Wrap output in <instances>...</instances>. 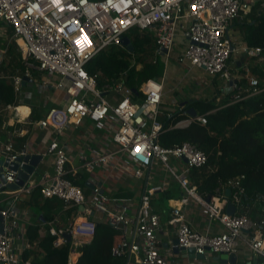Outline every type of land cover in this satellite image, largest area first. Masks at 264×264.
I'll list each match as a JSON object with an SVG mask.
<instances>
[{
	"label": "built area",
	"instance_id": "built-area-1",
	"mask_svg": "<svg viewBox=\"0 0 264 264\" xmlns=\"http://www.w3.org/2000/svg\"><path fill=\"white\" fill-rule=\"evenodd\" d=\"M249 5L248 0H0L2 31L11 30L0 45V64L6 59L10 44L14 43L25 66L23 75L11 76L16 95L20 92L23 76L32 78V70L42 75L38 83L53 89L63 87L67 95L64 107L49 109L44 118L33 123L53 131L46 148L35 153L52 157L51 170L33 179L35 169L17 189L7 186L15 181L24 163L17 158L33 153L26 149L25 141L16 148L11 139L21 128L9 132L7 140L0 134V169L3 172V179L0 178V264H29V260L22 257V250L28 243H15L21 218L16 203L29 199L35 188H39L44 198L61 199L63 210L71 209L66 222L54 216L45 224L46 232L53 237V247L69 242V264L76 262L80 247L85 243L78 237L92 238L100 221L118 231L119 240L111 253L122 258L124 264H200L201 258L176 259L178 254L173 253L171 244L174 237L177 247L193 248L194 254L202 257H206L207 252L236 254L242 246L252 258L250 264H264V197L255 196L257 214L250 216L246 210L238 209V205L243 204L244 187L238 178H229L218 180L217 187L206 200L186 177L190 168L206 163V154L188 141L170 147L158 142L163 131L158 115L166 92L162 82L146 80L135 88L137 94H134L133 88L125 82L127 69L98 85L100 72L91 74L85 68L86 63L108 45L126 48L120 43L121 37L133 28L151 31V62L154 63L158 55L168 60L180 30L184 44L177 62L187 71L198 68L211 76L229 77L234 80L230 90L235 89L237 80L229 70L235 48L228 27L241 11L249 9ZM244 50L251 57L261 51V47H245ZM134 64L133 55L131 66ZM3 76L1 71L0 77ZM53 76H58V80L52 81ZM246 78L249 94L264 89L256 76L247 75ZM234 98L240 99L237 95ZM14 108L13 103L0 106V116ZM85 118L94 123L108 121L110 141L116 147L109 150L89 147L88 153L78 154L76 164H70L68 146L58 135L68 124L80 125ZM192 120L206 123L205 116L198 114L196 117L188 115L174 126ZM17 123L27 121L18 120ZM7 126L3 119L2 129L8 130ZM5 159L17 162L18 168L4 165ZM157 168L167 171L183 191L178 198L170 199L173 203L164 222L159 213L151 209V198L166 187V179L153 183ZM95 171L103 178L115 172L122 178L141 179L143 189L138 200L104 192L98 179L92 181L89 175ZM79 173L85 175L92 187L87 186L85 190L74 182ZM226 189H230L229 195ZM228 203L235 205L233 214L226 212ZM80 205L83 209H79ZM190 205L204 214L205 229L199 230L190 223ZM213 223L222 230L212 231ZM66 234L70 235L69 241ZM163 238L168 239L167 247H163ZM172 257L175 259L171 260ZM225 264L233 262L227 260Z\"/></svg>",
	"mask_w": 264,
	"mask_h": 264
},
{
	"label": "trees",
	"instance_id": "trees-1",
	"mask_svg": "<svg viewBox=\"0 0 264 264\" xmlns=\"http://www.w3.org/2000/svg\"><path fill=\"white\" fill-rule=\"evenodd\" d=\"M260 7V0H252L248 13L250 20L242 23L246 46L261 47V51L255 56L248 57L249 60H253V65L240 68L243 75L237 80L238 87L227 92L226 88L220 86L212 98H180L174 94V108L167 111L163 108V104L166 103L164 95L158 115L163 127L158 142L162 146L170 147L188 141L206 154L204 165L192 167L186 173V177L196 186L197 192L207 197L214 192L218 180L238 178L245 189L242 206L250 216L257 214L255 196L264 197V89L249 94L246 91L248 80L245 76L249 72L260 80L261 86H264V7ZM7 33L11 34L9 28ZM126 35L130 38L133 51L129 52L122 46L111 44L100 49L86 63L85 68L89 73L100 72L98 85L125 69H127L125 82L131 88H136L146 80L159 81L163 77L167 64L165 57L158 55L154 63L150 61L153 49L151 31L133 28ZM133 55L135 64L131 66ZM1 71L4 76L0 77V106L9 103L18 106L20 103L14 92L11 76L23 75L25 66L14 43L10 44L6 59L0 64ZM31 74L32 77L39 75L36 70H32ZM236 95L240 99H235ZM181 101L186 102L180 106ZM189 107H193L199 115H204L206 123L192 120L185 125L174 126L176 122L188 116ZM33 113L32 109L31 116ZM3 119L4 117L0 116V129ZM24 137L17 140L16 148L24 142ZM156 174L157 179L163 171ZM74 182L87 190L86 177L82 173H79ZM157 192L161 203L178 198L183 191L179 183L172 178L167 187ZM114 195L131 194L116 192ZM154 199V197L151 199L152 204ZM25 201L38 210V221L44 223V230L39 234L38 224L27 225L25 238L28 247L22 250L23 259L29 260V264H69L67 262L69 242L53 247V237L46 232L45 224L54 216L66 222L71 209L63 210L64 203L58 197H42L39 188H35L30 198ZM118 240L117 230L106 223L98 222L95 234L89 242L80 247V255L73 264H124L122 258L114 257L111 253Z\"/></svg>",
	"mask_w": 264,
	"mask_h": 264
},
{
	"label": "crops",
	"instance_id": "crops-1",
	"mask_svg": "<svg viewBox=\"0 0 264 264\" xmlns=\"http://www.w3.org/2000/svg\"><path fill=\"white\" fill-rule=\"evenodd\" d=\"M248 1L250 4L249 5V9H250L252 0L251 1L248 0ZM260 2H261V7H264V0H260ZM249 9L245 11L244 10L241 11L239 17L234 19L228 27V35L232 38L233 44L237 46V47L234 46L235 48L234 52H237L238 50H240L244 53L245 51L244 48L247 47L244 42V28L242 26V23L249 22L250 20V16L248 15ZM177 35L180 36V30H178ZM181 50L182 48L180 49V51ZM170 53L167 57L168 60L170 57ZM235 56L236 54L232 55L233 62L232 61L230 62L231 64L230 68L232 70L231 75L235 77V80H238L243 75L240 68L243 69V68H246V66H248L247 61L249 58L246 54L243 55L242 57L244 61L242 62L240 60L236 61ZM168 60L166 59V62H168ZM182 66L183 68H185L184 65ZM194 69H198V68H194ZM201 72L203 71L201 70ZM38 73L39 75L36 76V78L33 77L32 81L28 80L24 85H21L20 92L17 94L18 102L20 104L16 106L14 110L12 109V110L5 111V113L3 114L5 121H7L8 130H4L2 129V127L0 129V134H1L2 139L7 140L9 132L16 130L17 128H21L20 133L15 134V135L10 134L11 139L13 140L14 143H16L20 137L25 136L23 139L25 141L26 149H28V151L32 152L33 154L37 153L38 151L44 150L47 144L49 143L50 138L53 137L52 136L53 131L51 130L50 127H41L39 125H35L33 124L34 121L44 118L47 112L49 111V109L56 107L54 103L56 102L58 94L62 96V92H63L64 99L67 97V95H65V92L61 89H53V87H49V86L46 87L38 83L37 79H39V77H42L41 73L40 72ZM203 74L205 76H211V75L205 74L204 72ZM247 75H250L249 72L245 74L246 77ZM159 82H162V80H160ZM226 83L227 81H224L222 85ZM208 87H211L209 82L203 80V82H200L198 84V87L196 88V90L208 88ZM214 96L215 94L214 95L212 94L211 96L206 95L205 97L212 98ZM50 103H51L50 107L46 109L44 106ZM20 106L27 108V111L24 113V108H20ZM43 107L46 110H44ZM32 109L34 110L33 116H31ZM18 120H21V121L26 120L27 123H17ZM107 123L109 124L108 121H104L102 123H94L90 121L89 119L85 118L80 125L76 126L73 124H68L62 130V133L59 134L58 137L62 140L63 143H66L68 146L67 151L70 157V161H69L70 164H76L78 154L88 153L89 147H98L100 150H106V149L109 150V149H113L116 147L115 144H113L110 141L111 135H110V130L107 129ZM51 164H52V157L50 155L42 157V160L39 162L36 168V171L38 172V176L40 175L41 172L45 170H51ZM162 171L163 170L159 168L156 169V172L162 173ZM95 172L89 173V175H91L90 177L92 181L95 179H98V181L102 184V189L104 192L112 196L116 192L130 193L131 198H133L134 200H138V197L143 189V181L141 179L134 178V177L122 178L120 177L118 173H115V172H113L108 178L107 177L103 178V177H100L99 172H96V173ZM163 174H164V171H163ZM155 176L157 177V174H155ZM163 180H165L164 181L165 186L167 187L170 181L165 177L162 178V176L158 177L157 179L154 177L153 183H158ZM153 197L155 199L153 200V204L151 203L152 204L151 209L159 213L161 222H164L168 217V212L173 202H171L169 199L166 202L160 203L158 200V192H156ZM16 207L20 211L21 218H20L19 227L16 229L15 243L22 245L26 243L25 232H26L27 225L28 224H34V225L38 224L39 234H42L44 230L43 228L44 223H41L40 221H38L39 212L36 209V207L26 204V201L17 202ZM189 208H190L189 209L190 223L199 230L205 229L204 214L199 210L198 207H193L192 205H190ZM221 230H222L221 226H219L217 223H213L212 231L220 232ZM78 240L85 241V243H87L91 240V238L78 237ZM163 240H164L163 243H167L168 239L163 238ZM235 255L238 260V264H250L249 261L252 260L250 254L247 253V251L242 246ZM220 258H218V254L207 252L206 257H202L201 259H199V263L200 264H223L221 263ZM174 259L175 258L173 257L171 258V260H174Z\"/></svg>",
	"mask_w": 264,
	"mask_h": 264
},
{
	"label": "rangeland",
	"instance_id": "rangeland-1",
	"mask_svg": "<svg viewBox=\"0 0 264 264\" xmlns=\"http://www.w3.org/2000/svg\"><path fill=\"white\" fill-rule=\"evenodd\" d=\"M3 27H4V23L2 20H0V38L1 39H3L2 35H8V34H6L5 31H2ZM183 44H184L183 37H180L177 35L175 37V43H174V46L171 50L169 60L167 62V66H166L167 69L165 70L166 72H164L165 73L163 75L164 77L163 78L161 77V79H159V81L162 80L163 88L167 92V93H165L166 103L163 104V108L166 111L174 108V104H175L174 103V96H175L174 94H177V96H179L180 98L194 97V96L195 97H205L206 95L211 96L212 94L214 95L216 93L215 90L218 89L220 86L222 87V83H224V81L227 80L226 77H225V79H223L219 75H218L219 77L205 76L203 74V72H201V70H199V69H193L191 71H187L186 68H183V66L180 65L176 59L178 53L180 52V49L183 47ZM0 45H3L2 41H0ZM234 46L237 47L236 45H234ZM235 54H236V56H235L236 61H239V60L242 62L244 61L242 56L246 54L245 51L243 53L242 51L238 50L237 52H234L232 55H235ZM231 61L233 62L232 56H231V59L229 60V67H231V64H230ZM246 61H247V59H246ZM248 61H247L248 66H246V68L249 67V65L254 64L253 60L248 59ZM232 66H233V64H232ZM229 70H230V73H232L231 68H229ZM52 80L53 81L58 80V76H53ZM203 80L209 82L211 87L196 90V88L198 87V84L200 82H203ZM172 88H173V90H171ZM60 89L64 91L63 87ZM56 96H57V94H56ZM65 104H66V100L64 99V95L62 92V96L60 94H58L56 102L54 103V105L56 107H64ZM50 105H51V103L48 105H45L44 107L47 109L48 107H50ZM45 108H44V110H46ZM163 175H165V176H163ZM161 176H162V178H164V177L167 178L169 181H171V179H172V177L170 176V174L167 171H165L164 174H162ZM37 177H38V172L35 171V174H33L32 178L36 179ZM238 209L243 210V206L238 205ZM246 212L248 214H250L248 211H246ZM184 253H185L184 251H181L177 255L176 259H180L183 261H193V258H190L188 256L185 258H182V254H184Z\"/></svg>",
	"mask_w": 264,
	"mask_h": 264
},
{
	"label": "water",
	"instance_id": "water-1",
	"mask_svg": "<svg viewBox=\"0 0 264 264\" xmlns=\"http://www.w3.org/2000/svg\"><path fill=\"white\" fill-rule=\"evenodd\" d=\"M120 43L125 46L129 51H133V45L130 41V38L127 35H123L121 37ZM165 52V50H163ZM1 51H0V57H1ZM32 81L33 79L31 77H27V76H23L22 82L21 84L24 85L27 81ZM227 92L230 91V86L233 83L234 80L230 79L228 77L227 79ZM134 94H137L136 89L133 88L132 89ZM186 101H181L179 103L180 106L184 105ZM187 113L189 116L191 117H196L198 114L196 112V110L193 107H189L187 109ZM22 160L24 163L23 165L20 166V168L18 169L15 181L13 183H9L7 186L10 189H17L19 186H21L22 184H24V182L28 179L29 174H31L38 166L39 162L42 160V155L40 154H26L24 156H19L17 158V161ZM8 164V167L10 169H17L18 168V163L17 162H8V160H4V165ZM0 178L3 179V172L0 169ZM86 186L92 187V184L89 183L88 181L85 182ZM226 195L230 194V189H226L225 191ZM209 197H206V200H208ZM79 209H83V206L80 205ZM235 205L232 203H228L226 206V212L228 214H233L235 212ZM1 216H0V231L2 229V223H1ZM67 241L70 240V235L66 234L65 235ZM171 244H172V251L174 254H179L181 251H184L185 253L182 254V258L185 257H190V258H202V255L200 254H194V249L193 248H187L186 250L182 247H177L178 241L177 238H172L171 240ZM163 247H167L166 243H163ZM221 257V258H220ZM218 258H220L221 263L225 264V262L227 260H230L233 262V264H236V255L234 253H230L229 255L223 254V253H219L218 254Z\"/></svg>",
	"mask_w": 264,
	"mask_h": 264
},
{
	"label": "clouds",
	"instance_id": "clouds-1",
	"mask_svg": "<svg viewBox=\"0 0 264 264\" xmlns=\"http://www.w3.org/2000/svg\"><path fill=\"white\" fill-rule=\"evenodd\" d=\"M6 34H8L7 33V31H6ZM5 35H2V37H4ZM0 40L2 41V42H4L1 38H0ZM33 78V77H32ZM159 82V81H158ZM165 93H167V92H165ZM198 114V113H197Z\"/></svg>",
	"mask_w": 264,
	"mask_h": 264
},
{
	"label": "bare ground",
	"instance_id": "bare-ground-1",
	"mask_svg": "<svg viewBox=\"0 0 264 264\" xmlns=\"http://www.w3.org/2000/svg\"><path fill=\"white\" fill-rule=\"evenodd\" d=\"M18 108H19V107H18ZM20 108H24V113L27 111V108H25V107H21V106H20Z\"/></svg>",
	"mask_w": 264,
	"mask_h": 264
}]
</instances>
